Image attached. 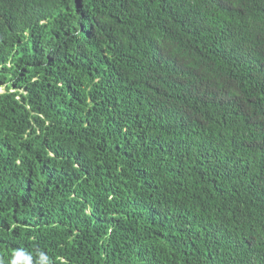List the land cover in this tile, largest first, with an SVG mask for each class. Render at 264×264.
Here are the masks:
<instances>
[{"label": "trees", "instance_id": "16d2710c", "mask_svg": "<svg viewBox=\"0 0 264 264\" xmlns=\"http://www.w3.org/2000/svg\"><path fill=\"white\" fill-rule=\"evenodd\" d=\"M0 264H264V0H0Z\"/></svg>", "mask_w": 264, "mask_h": 264}]
</instances>
